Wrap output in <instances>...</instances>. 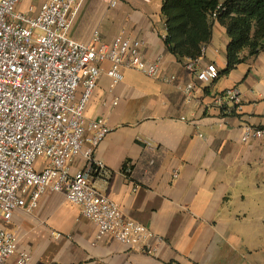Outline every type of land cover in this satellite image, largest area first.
Segmentation results:
<instances>
[{
    "label": "crops",
    "instance_id": "1",
    "mask_svg": "<svg viewBox=\"0 0 264 264\" xmlns=\"http://www.w3.org/2000/svg\"><path fill=\"white\" fill-rule=\"evenodd\" d=\"M44 1L23 0L18 9L37 12ZM163 4L83 0L71 30L83 43L99 31L109 45L126 31L145 42L147 61L160 59L162 72L176 77L168 82L124 69L112 86L103 73L85 108L87 119L104 117L111 128L95 150L106 170L92 174L93 184L162 241L152 239L158 246L149 252L110 235L98 238L80 207L64 193L48 192L34 209L15 210L7 227L30 264H264V143L242 140L246 124L264 128V47L223 74L231 38L216 21L199 67L214 63L220 76L203 84L169 49ZM190 83L188 95L183 89ZM234 87L243 94L242 110L218 106L215 97ZM85 164L77 157L72 171Z\"/></svg>",
    "mask_w": 264,
    "mask_h": 264
},
{
    "label": "built area",
    "instance_id": "2",
    "mask_svg": "<svg viewBox=\"0 0 264 264\" xmlns=\"http://www.w3.org/2000/svg\"><path fill=\"white\" fill-rule=\"evenodd\" d=\"M22 1L0 0V264L15 255L17 264H30V254L19 250L17 236L7 227L15 210L34 209L48 192L64 193L69 203L80 207L83 217L97 225L98 238L110 235L128 247L155 251L158 245L151 240L162 239L127 218L92 182L94 172L106 170L95 150L111 128L104 117L87 119L85 108L103 73L112 86L123 80L124 69L168 82L176 77L162 72L160 59L147 61L145 42L126 31L110 45L99 31L89 43L72 38L83 0H46L37 12L19 10ZM119 1L110 0V6ZM225 10L220 5L214 18ZM185 65L203 84L220 76L214 63L199 67V57L186 58ZM194 88L190 83L183 90L190 95ZM215 103L242 110L243 94L230 88L217 95ZM243 131V142L264 143V128L246 124ZM79 156L85 158V167L73 172ZM129 172L127 165L125 173Z\"/></svg>",
    "mask_w": 264,
    "mask_h": 264
},
{
    "label": "trees",
    "instance_id": "3",
    "mask_svg": "<svg viewBox=\"0 0 264 264\" xmlns=\"http://www.w3.org/2000/svg\"><path fill=\"white\" fill-rule=\"evenodd\" d=\"M223 5L225 11L213 14ZM166 43L180 61L196 59L213 35L216 21L227 27L231 38L227 49L228 74L264 47V0H164ZM247 53V54H246Z\"/></svg>",
    "mask_w": 264,
    "mask_h": 264
}]
</instances>
